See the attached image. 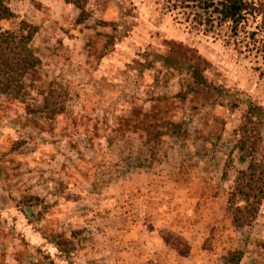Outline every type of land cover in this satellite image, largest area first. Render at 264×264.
I'll list each match as a JSON object with an SVG mask.
<instances>
[{
    "label": "rangeland",
    "instance_id": "rangeland-1",
    "mask_svg": "<svg viewBox=\"0 0 264 264\" xmlns=\"http://www.w3.org/2000/svg\"><path fill=\"white\" fill-rule=\"evenodd\" d=\"M167 1L89 0L79 25L64 0H7L15 18L5 29L38 27L41 65L24 79L26 101L41 102L53 82L69 91V113L49 121L0 97V264H231L236 250L240 264H264V201L248 228L236 230L226 214L227 192L248 165L234 149L236 130L249 104L264 108V58L246 39L177 23ZM171 41L207 60L213 92L178 109L185 129L158 149L160 162L129 165L139 137L110 147L107 134L117 117L184 88L187 76H171L156 58ZM11 140L25 144L11 152ZM164 234L187 241L190 255Z\"/></svg>",
    "mask_w": 264,
    "mask_h": 264
},
{
    "label": "trees",
    "instance_id": "trees-1",
    "mask_svg": "<svg viewBox=\"0 0 264 264\" xmlns=\"http://www.w3.org/2000/svg\"><path fill=\"white\" fill-rule=\"evenodd\" d=\"M77 11V24L83 25L89 18L87 3L89 0H64ZM166 11L177 23L198 27L205 33H213L228 41L245 39V49L256 51L264 58V1L262 0H168ZM15 18L7 0H0V97L13 107L21 106L28 115L39 116L49 121H59L68 117L67 98L69 91L51 82L42 94L41 102L29 103L24 95V79L37 71L41 60L32 47V41L38 27L21 21L16 29H5L2 23ZM164 55H157L171 76L186 75L181 79L184 86L178 94L167 97L157 95L149 101V109L140 106L131 115L117 117L116 126L110 128L108 144L114 147L117 141H129L128 134L138 136L140 146L137 153L129 158V165L143 156L160 162L158 149L165 140L179 139L185 129V123L178 109L189 99L198 95L211 94V85L206 80L207 60L197 49L184 43L171 41ZM149 68L154 64L149 63ZM165 104V105H164ZM168 105L174 106L170 110ZM236 108V104L232 105ZM177 110V111H176ZM176 113L171 116V112ZM130 136V135H128ZM11 152L19 151L23 141L11 140ZM234 149L243 159L248 160L245 169L236 173L233 184L227 192L226 214L236 230L250 227L256 220L264 201V108L258 104H249L244 111L234 138ZM137 167L141 165H136ZM233 167L232 155L225 164L224 177ZM33 200L39 202V197ZM167 245L179 256L188 257L191 246L178 236L164 234ZM231 264H240L239 251H231L228 256Z\"/></svg>",
    "mask_w": 264,
    "mask_h": 264
}]
</instances>
